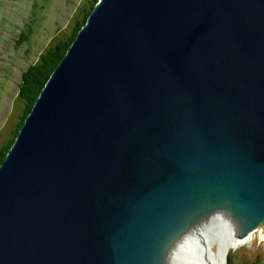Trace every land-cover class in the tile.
Listing matches in <instances>:
<instances>
[{
  "label": "water",
  "instance_id": "1",
  "mask_svg": "<svg viewBox=\"0 0 264 264\" xmlns=\"http://www.w3.org/2000/svg\"><path fill=\"white\" fill-rule=\"evenodd\" d=\"M217 213L264 240V0H96L0 162V264H167Z\"/></svg>",
  "mask_w": 264,
  "mask_h": 264
},
{
  "label": "rangeland",
  "instance_id": "2",
  "mask_svg": "<svg viewBox=\"0 0 264 264\" xmlns=\"http://www.w3.org/2000/svg\"><path fill=\"white\" fill-rule=\"evenodd\" d=\"M79 3L80 0H0V147L10 138L20 112L21 102L13 99L21 72L36 60L53 35L69 27ZM212 220L205 226L210 227ZM261 229L257 227L238 244L224 241L231 264H264V240H252L261 235ZM213 248H219L218 241H214ZM176 251L181 250L174 249L169 264H174Z\"/></svg>",
  "mask_w": 264,
  "mask_h": 264
},
{
  "label": "trees",
  "instance_id": "3",
  "mask_svg": "<svg viewBox=\"0 0 264 264\" xmlns=\"http://www.w3.org/2000/svg\"><path fill=\"white\" fill-rule=\"evenodd\" d=\"M96 0H80L69 21L67 29L59 30L47 44L41 49L36 60L30 63L22 72L18 90L13 101L21 102L20 112L12 130V134L7 142L0 147V162L3 160L8 148L12 144L24 117L30 111L31 106L37 97L40 89L47 80L49 74L64 55L67 47L74 39L78 29L83 25L87 15L92 10ZM14 105V103H13ZM227 263L231 264V259L227 256Z\"/></svg>",
  "mask_w": 264,
  "mask_h": 264
},
{
  "label": "bare ground",
  "instance_id": "4",
  "mask_svg": "<svg viewBox=\"0 0 264 264\" xmlns=\"http://www.w3.org/2000/svg\"><path fill=\"white\" fill-rule=\"evenodd\" d=\"M213 223H211V226H216L219 230L217 231L219 236L213 237H207V242L204 244H200L195 240L196 237L193 236V244L197 247V252L192 248L191 245H187L186 248V254L182 250L183 244L181 243L180 253L176 251L175 257L173 260L174 264H226L225 258H226V252H225V245L224 241L230 240L233 244H238L239 242L245 241L247 238H249V235L254 231L252 230L247 236L242 238H235L233 233V230L235 229L234 226L229 224L228 219H218V213L216 216H212ZM227 218V217H226ZM207 227L204 224V228L202 229V232L206 234L208 230L212 227ZM259 227V226H258ZM257 229V228H255ZM209 236V235H208ZM214 241L219 242V248H213ZM183 251V253H182ZM191 260V261H189ZM167 264L168 260H167Z\"/></svg>",
  "mask_w": 264,
  "mask_h": 264
}]
</instances>
